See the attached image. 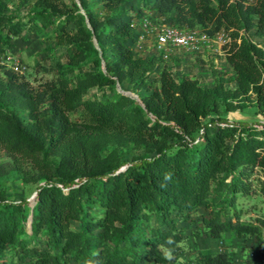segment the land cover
Returning a JSON list of instances; mask_svg holds the SVG:
<instances>
[{"label": "trees", "instance_id": "obj_1", "mask_svg": "<svg viewBox=\"0 0 264 264\" xmlns=\"http://www.w3.org/2000/svg\"><path fill=\"white\" fill-rule=\"evenodd\" d=\"M27 4L28 21L50 28L66 61L37 87L15 70L0 74L6 171L37 191L33 203L0 191V264H176L160 246L176 243L177 219L200 207L210 210L209 236L263 239L264 214L244 221L232 209L256 171L264 193V123L227 114L254 103L264 115V46L248 36L264 39V0H0L4 49L20 35L15 11ZM148 9L178 27L227 30L235 87L219 76L210 86L178 79L160 68L161 55L137 50L133 20ZM117 83L139 100L117 90L85 97ZM198 263L242 264L210 250Z\"/></svg>", "mask_w": 264, "mask_h": 264}, {"label": "rangeland", "instance_id": "obj_2", "mask_svg": "<svg viewBox=\"0 0 264 264\" xmlns=\"http://www.w3.org/2000/svg\"><path fill=\"white\" fill-rule=\"evenodd\" d=\"M31 5H20L16 9V14L22 19L23 27L20 35L13 37L10 45L5 49L0 46V74L6 77L5 70H14L13 62L19 61L26 66L24 72H18L32 85L38 86L54 77L55 68L60 62H65L64 47L55 46L45 33L50 28L43 31L40 25H34L28 21L26 12L31 9ZM15 7H12V10ZM145 15L159 17L152 11L146 10ZM45 32V33H44ZM248 36L264 46V39H259L254 35V30L248 32ZM160 68L170 67L174 75L179 79L184 75L199 79L202 85L210 86L214 84L216 76L221 77L226 86L235 87V73L231 65L227 62L225 54L217 51L208 52H184L175 50L169 59L160 62ZM104 67V65H103ZM115 90L127 94L139 100L137 93L132 91L128 83H117L115 88L92 87L85 95L86 98L114 96ZM138 92L146 94L147 91L140 89ZM229 121L246 120L248 122L259 120L264 123V115L258 113V108L254 103L247 104L242 110L228 112ZM8 157L4 150H0V191L10 200L27 199L30 203L34 201L36 184L25 183L16 174H9L6 171ZM263 173L256 171L251 178L250 190L247 194L239 193L236 208L233 210L240 214L244 221L254 222L256 218L264 214V193L260 189V180ZM210 210L204 207L196 209L192 213L191 219L178 218V225L181 226L182 233L178 241L173 245H163L165 248H172L176 257H183L185 264H199L200 251L210 250L211 252H227L242 264H262L264 262V236L258 239L256 236H237L234 232L224 234L223 238H213L205 230L203 218L209 216ZM154 222V220H153ZM27 230H30L29 223H26ZM173 262L176 263L175 260ZM74 264V263H72Z\"/></svg>", "mask_w": 264, "mask_h": 264}, {"label": "built area", "instance_id": "obj_3", "mask_svg": "<svg viewBox=\"0 0 264 264\" xmlns=\"http://www.w3.org/2000/svg\"><path fill=\"white\" fill-rule=\"evenodd\" d=\"M133 25L137 28L136 49L154 51L161 55L163 60L169 59L175 50L184 52L207 50L225 54L231 42V35L225 29L211 35L200 28L175 26L167 22L163 16L158 19L149 15L136 18L133 20ZM258 45L263 47L262 44L258 43ZM13 68L17 72H24L26 66L15 61Z\"/></svg>", "mask_w": 264, "mask_h": 264}, {"label": "clouds", "instance_id": "obj_4", "mask_svg": "<svg viewBox=\"0 0 264 264\" xmlns=\"http://www.w3.org/2000/svg\"><path fill=\"white\" fill-rule=\"evenodd\" d=\"M170 179H171L170 174H166V175H165V180H170ZM166 243H167L168 245H173L175 242H174V240L172 239V237H169V238L167 239ZM160 247L163 248V246H160ZM164 259H165L166 261H169V262L175 260V261H176V264H185V260H184V258H183L182 256H181V257H176V256L174 255V250H173L172 248H165V249H164Z\"/></svg>", "mask_w": 264, "mask_h": 264}, {"label": "water", "instance_id": "obj_5", "mask_svg": "<svg viewBox=\"0 0 264 264\" xmlns=\"http://www.w3.org/2000/svg\"><path fill=\"white\" fill-rule=\"evenodd\" d=\"M126 94H131V93H128V92H127ZM123 169H125V166L121 168V170H123ZM36 193H37V191H35L33 198H35ZM33 202H34V201H33ZM31 220H32V215H30L29 225H30V223H31Z\"/></svg>", "mask_w": 264, "mask_h": 264}]
</instances>
